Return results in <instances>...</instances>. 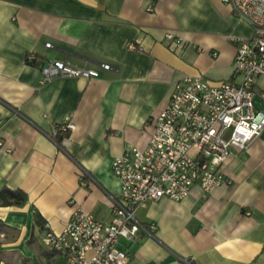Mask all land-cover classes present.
I'll use <instances>...</instances> for the list:
<instances>
[{
    "label": "crops",
    "instance_id": "crops-1",
    "mask_svg": "<svg viewBox=\"0 0 264 264\" xmlns=\"http://www.w3.org/2000/svg\"><path fill=\"white\" fill-rule=\"evenodd\" d=\"M252 33L224 0H0V188L27 195L24 205L0 206V251L63 264L44 232H60L78 209L110 221L114 157L146 146L147 121L178 79L234 80L229 36ZM50 59L98 75L43 81ZM66 116L75 128L53 140ZM223 179L209 192L194 185L179 201L140 207L145 229L117 242L127 264H264V129L246 149H232Z\"/></svg>",
    "mask_w": 264,
    "mask_h": 264
},
{
    "label": "built area",
    "instance_id": "built-area-1",
    "mask_svg": "<svg viewBox=\"0 0 264 264\" xmlns=\"http://www.w3.org/2000/svg\"><path fill=\"white\" fill-rule=\"evenodd\" d=\"M224 1L253 27L250 36H229L235 46L234 80L214 82L200 75H185L174 83L163 109L147 121L146 146L124 150L112 160L119 193L111 198V220L101 221L78 209L60 232H44L42 243L57 252L63 264H127L128 254L117 242L120 238L132 240L145 229L136 216L140 207L162 198L179 201L194 185L209 192L224 181L223 167L232 149H246L262 133L264 109L258 103H264V0ZM164 36L173 46L183 45L171 32ZM135 44L129 47H137ZM27 58L36 56L29 53ZM40 71L43 81L98 75L95 69L76 67L64 59H50L41 64ZM74 128L66 116L50 137L55 140L57 133Z\"/></svg>",
    "mask_w": 264,
    "mask_h": 264
},
{
    "label": "trees",
    "instance_id": "trees-1",
    "mask_svg": "<svg viewBox=\"0 0 264 264\" xmlns=\"http://www.w3.org/2000/svg\"><path fill=\"white\" fill-rule=\"evenodd\" d=\"M64 136L63 132H59L55 136V140L59 141ZM27 202V195L20 189H10L8 187L0 188V206L17 205L21 206ZM35 223L43 226L41 218L36 214Z\"/></svg>",
    "mask_w": 264,
    "mask_h": 264
},
{
    "label": "rangeland",
    "instance_id": "rangeland-1",
    "mask_svg": "<svg viewBox=\"0 0 264 264\" xmlns=\"http://www.w3.org/2000/svg\"><path fill=\"white\" fill-rule=\"evenodd\" d=\"M36 235L39 236L38 234ZM0 261H1V264H32L28 262L26 258L20 256V254L15 255L13 253L6 252V251L4 252L2 250L0 251ZM36 263H33V264H36Z\"/></svg>",
    "mask_w": 264,
    "mask_h": 264
}]
</instances>
